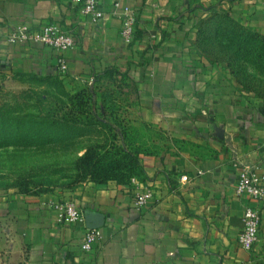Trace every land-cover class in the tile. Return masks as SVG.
<instances>
[{
    "label": "crops",
    "instance_id": "0c3cea01",
    "mask_svg": "<svg viewBox=\"0 0 264 264\" xmlns=\"http://www.w3.org/2000/svg\"><path fill=\"white\" fill-rule=\"evenodd\" d=\"M262 1L102 0L105 18L93 24L71 0H0V74L24 86L59 78L77 90L116 69L114 77L135 87L136 101L123 109L142 151L138 179L154 188L143 211L134 207L130 182L85 179L52 192H2L0 264H264V200L258 240L245 249L238 235L249 202L235 191L242 165L264 176V101L195 48L212 8L264 34ZM126 10L137 16L129 45L119 35ZM26 23H55L73 34L68 74L55 72L52 49L8 42L12 28ZM62 198L76 201L84 223L56 221L51 203ZM93 228L101 238L84 251Z\"/></svg>",
    "mask_w": 264,
    "mask_h": 264
},
{
    "label": "rangeland",
    "instance_id": "374dc122",
    "mask_svg": "<svg viewBox=\"0 0 264 264\" xmlns=\"http://www.w3.org/2000/svg\"><path fill=\"white\" fill-rule=\"evenodd\" d=\"M241 37V30L226 20L214 39L207 41L206 54L196 47V41L195 48L203 56L213 54L221 58L224 56L222 49L227 55ZM253 46L258 52L264 50V43L254 41ZM226 64L223 63L227 69ZM233 66L248 76L244 82L251 94L264 90V63L237 56ZM8 75L0 74V138H4L0 141V193L25 188L33 192L69 189L75 178V161L89 144L102 140L101 130L98 126L90 130L69 128L47 117V114L59 112L61 101L70 102L67 93L75 94L79 89L72 90L70 84L63 87L54 84L24 86L22 80ZM86 86L95 90L102 114L125 127L129 139L136 143L133 140L136 129L126 121L129 114L123 109L136 101L135 87L126 79L103 80ZM88 102L90 105L89 97L87 107ZM108 104H114L115 109H105ZM79 118L85 120V117Z\"/></svg>",
    "mask_w": 264,
    "mask_h": 264
},
{
    "label": "trees",
    "instance_id": "16d2710c",
    "mask_svg": "<svg viewBox=\"0 0 264 264\" xmlns=\"http://www.w3.org/2000/svg\"><path fill=\"white\" fill-rule=\"evenodd\" d=\"M228 21L241 30L243 38L236 40L235 48L227 52L222 49L223 57L217 58L213 54H208L210 64L227 63V69L236 78L237 82L242 86L243 90L250 93L251 90L245 84L244 80L249 79L239 68L233 66V60L237 56L244 58L255 59L256 61L264 63V50L258 52L253 46V42L264 43V34L253 31L236 20H234L228 13L211 9L209 15L200 20V24L196 32V47L204 52L206 51L207 41H212L221 28L224 21ZM213 45V44H212ZM218 45V44H217ZM204 52V53H205ZM206 54V53H205ZM226 64V65H227ZM116 69H110L95 77L93 84H98L103 80H125L123 75L121 78H116L118 75ZM127 80V79H126ZM47 81V80H39ZM60 87L65 86L63 81L55 78L49 82ZM254 95L256 98L264 101V90H256ZM39 96V94H36ZM70 102L59 103V112L47 114L49 119H53L56 123L64 124L69 128L81 127L85 129H92L99 127L102 133V140L92 142L85 148V152L75 161V178L72 184L68 187L72 188L85 179H90L95 183H107L109 181H116L118 183L130 182L131 177L135 176L143 179L144 169L141 164L140 154L142 151L140 147L136 146L128 137V131L121 124L112 122L106 114H102L97 105V94L91 86H82L79 92L75 94L67 93ZM87 97H89L90 105ZM40 101L43 98L39 97ZM74 106V108H73ZM115 105L105 107L107 110H114ZM64 108V112L62 111ZM43 109V108H42ZM104 109V110H105ZM79 117H85V120ZM4 138H0L2 141ZM2 142H0L1 144ZM25 194H39L42 192H33L25 188L19 190Z\"/></svg>",
    "mask_w": 264,
    "mask_h": 264
},
{
    "label": "built area",
    "instance_id": "2783aa9c",
    "mask_svg": "<svg viewBox=\"0 0 264 264\" xmlns=\"http://www.w3.org/2000/svg\"><path fill=\"white\" fill-rule=\"evenodd\" d=\"M80 6L81 12L90 17L93 24H99L105 18L102 0H71ZM119 3L115 4L118 8ZM264 11V0L262 1ZM137 16L133 10H126L122 15L120 38L126 45L132 43L136 33ZM7 40L12 44H30L44 46L52 49L57 54V63L54 70L60 76L69 72V60L66 53L75 45L71 32L55 23H41L37 25L21 24L12 28ZM133 191V204L138 211H143L149 206L154 195L153 185L140 181L133 176L130 179ZM235 191L239 196H245L248 204L243 211V227L238 235L239 244L245 249H251L259 237L261 214L257 204L264 200V176L260 177L254 167L242 165L235 182ZM55 212V219L59 223L75 225L85 222V213L79 208L72 198H62L51 203ZM101 238L97 228L87 229L82 242L84 251H90L94 244Z\"/></svg>",
    "mask_w": 264,
    "mask_h": 264
},
{
    "label": "water",
    "instance_id": "95a60500",
    "mask_svg": "<svg viewBox=\"0 0 264 264\" xmlns=\"http://www.w3.org/2000/svg\"><path fill=\"white\" fill-rule=\"evenodd\" d=\"M90 215V214H89ZM91 215H99V214H94L92 213ZM101 218V217H100ZM87 220H90V218H88ZM99 225H95V226H92V227H98Z\"/></svg>",
    "mask_w": 264,
    "mask_h": 264
}]
</instances>
